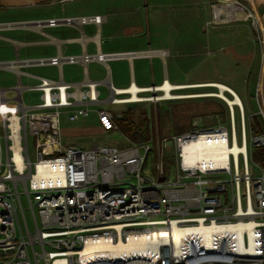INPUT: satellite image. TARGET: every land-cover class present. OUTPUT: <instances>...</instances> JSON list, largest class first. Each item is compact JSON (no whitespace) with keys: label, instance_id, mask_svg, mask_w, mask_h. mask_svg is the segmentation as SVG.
Returning a JSON list of instances; mask_svg holds the SVG:
<instances>
[{"label":"built area","instance_id":"1","mask_svg":"<svg viewBox=\"0 0 264 264\" xmlns=\"http://www.w3.org/2000/svg\"><path fill=\"white\" fill-rule=\"evenodd\" d=\"M211 7L212 20L208 22L244 19L254 28L259 26L258 13L237 0H216ZM100 20V15L65 19L80 24ZM57 22L46 21L48 25ZM134 54L138 52L97 51L16 56L0 62L15 74L14 84L0 85V264H231L234 257L254 254L215 249L212 256L193 236H184L177 244L168 239L158 241L156 251L143 256L118 251L115 246L132 235L147 237L160 228L170 232L175 227L238 221H252L256 256L264 253V169L252 175L248 161L253 148L264 147V86L255 88L253 113L246 115L242 105L231 106L225 100L228 122L218 119L206 124L204 120L212 118L211 114L192 117L186 130L157 139L158 160L151 176L150 169L143 167L151 149L149 141H129L121 147L93 142L86 148L64 144L60 138L62 117L76 121L88 116L91 107H96L102 130L118 128L117 115L102 105L126 103L120 99L128 93L119 92L106 79L108 95L99 99L96 80L71 83L61 76L55 79L24 69L62 62H103ZM28 137L33 140V160ZM168 138L174 142L176 176L167 179L160 144L164 146ZM209 139L230 147L236 142L244 149L236 154L229 151L225 164L194 161L190 145ZM223 173L228 174L227 179L212 180ZM242 242L246 247L250 243L246 231ZM245 264L261 262L252 259Z\"/></svg>","mask_w":264,"mask_h":264},{"label":"crops","instance_id":"2","mask_svg":"<svg viewBox=\"0 0 264 264\" xmlns=\"http://www.w3.org/2000/svg\"><path fill=\"white\" fill-rule=\"evenodd\" d=\"M214 1L216 0H0V39L13 44V54H9L3 61L12 60L16 56L22 59L90 54L97 51H136L138 54L109 58L103 62L91 60L85 64L76 61L62 62L59 66L47 65L52 66V70L44 76L55 79L61 76L64 81L71 83H80L85 79L96 80L99 96L102 90H108L106 79L116 88H125L131 84L139 88L153 87L161 85L166 79L172 83L185 84L219 81L232 88L239 98L242 89L247 87L245 81L250 77L253 97L256 86H264V0H237L242 6L253 8L258 13L257 28L244 19L208 22L212 20L211 3ZM86 15H100L101 20L98 23L81 24L65 21L66 18ZM48 19H56L58 22L48 25ZM20 29L39 33L44 37L17 39L1 32ZM181 40L189 48L187 55L194 58L190 59L194 66H211V69L218 70L229 68L233 76L226 78L227 81H182L174 74L169 75L166 68L161 70V62L165 63L167 56L171 57L172 73L179 69L175 51ZM30 45H40L44 47L40 48L44 52L40 56H22V52L26 54ZM227 46L232 52L226 57L223 50ZM207 47L218 52L208 53L205 50ZM146 64L151 66V73L147 78L141 71ZM64 65L67 74L64 72ZM101 68H104V76H101ZM122 68L127 69L128 75L126 72L121 74ZM237 71H240V75L235 74ZM94 123L98 125L97 120ZM98 127L101 129L99 125Z\"/></svg>","mask_w":264,"mask_h":264},{"label":"rangeland","instance_id":"3","mask_svg":"<svg viewBox=\"0 0 264 264\" xmlns=\"http://www.w3.org/2000/svg\"><path fill=\"white\" fill-rule=\"evenodd\" d=\"M4 34L14 36L17 39L22 38H31L34 37H44L39 33L29 32L28 30H10V31H1ZM40 48H44L40 45H30L28 46L27 53L24 54L22 52V56H40L42 51ZM206 52L208 53H216L218 51L207 47ZM189 48L186 47L185 41L181 40L177 44V50L175 51L176 62L179 65V69L173 71L170 66V56L166 57L165 63L161 62L160 69L163 70L166 68L168 70L169 75L174 74L179 80L188 81L193 79H217L227 81L226 78H230L233 76V72L230 71L229 68H225L223 70L211 69V66H207V68L201 66H194V63H191L190 59H194L187 55ZM232 49L230 47H225L223 53L226 55L231 53ZM9 54H13V44L10 41L0 39V61L6 60ZM199 56V55H198ZM200 57V56H199ZM226 60V57L223 56ZM197 58V57H196ZM186 60L188 62H186ZM191 64V65H190ZM136 66V63H135ZM226 67V66H225ZM64 72L66 73V65H64ZM150 64H146L142 71L144 76L147 78L150 76L151 70ZM210 68V69H209ZM28 70L31 72H35L38 74L46 75L49 71L52 70V66L42 65L36 67H29ZM105 68V73H106ZM137 70V69H136ZM160 70V71H161ZM101 76H104V68L100 69ZM121 74L124 75L127 69L122 68L120 70ZM240 75V71H237L235 74ZM67 74V73H66ZM128 75V74H127ZM172 76V75H171ZM251 76V75H250ZM23 81L25 79L23 78ZM15 82V74L12 70L0 68V85H12ZM185 84V83H184ZM246 88L242 89L240 94V100L244 107V112L246 115L249 113H253L256 110V105L254 98L252 97L253 89L252 78H248L245 81ZM208 86V85H202ZM191 87V86H186ZM195 87V86H194ZM217 91L215 86L213 87H199L197 88H177L173 90V92L177 93H190V92H210ZM160 91H145L140 93L143 96H153L154 94H158ZM229 93V92H228ZM227 91L225 94L228 97H231ZM231 94V93H230ZM108 95L107 91L102 90L99 99H104ZM103 108L111 110L117 117L116 122L118 124V128L113 130H101L94 121L96 120V115L94 113V109L96 107H91L93 111H90L89 115L86 117H81L76 121H68L62 117L61 125H60V138L64 144H77L82 145L84 147H90L93 142L94 143H107L113 144L116 146H125L129 144V141L133 142H141L140 139V130L136 129L134 132V137L131 136V131H126L124 126V118L130 116L136 122L146 121L149 132V141L151 143V149L147 154L145 163L143 167H148L150 169V175L153 176L155 174L154 164L158 160L157 156V139L162 137H170L178 132L186 130L190 125V120L192 117H200L212 115V118L205 119L204 122L206 124H210L216 122L218 119H222L227 121L228 115V106L225 100L222 97L216 95H200V96H191V97H175L169 99H147V100H139V101H131L126 103H111L105 102L102 105ZM238 107L234 106V116L236 129L238 131L239 123H238ZM247 119L245 117L246 124V132L248 135V127H247ZM256 121V120H255ZM257 125L258 122L256 121ZM28 150L30 159L33 160L35 158L34 148H33V140L28 137ZM161 150V162L164 170V177L170 178L176 176V158H175V150H174V142L171 138H168L166 144L163 146L160 144ZM248 161L250 163V169L252 175H258L260 173V169H264V166L261 165L257 158V148H253L251 150V156L248 155ZM256 165H255V164ZM228 174H216L212 176V180L227 179Z\"/></svg>","mask_w":264,"mask_h":264},{"label":"bare ground","instance_id":"4","mask_svg":"<svg viewBox=\"0 0 264 264\" xmlns=\"http://www.w3.org/2000/svg\"><path fill=\"white\" fill-rule=\"evenodd\" d=\"M215 86L217 91H210L207 93L204 92H191V93H177L173 92V89L183 88L186 86ZM119 88V87H118ZM151 90L154 92L160 91L158 94L153 96H143L136 91H147ZM225 91L229 92L228 94L231 97H228L225 94ZM119 92H126L128 95L123 96L120 101L131 102L147 99H169L175 97H188V96H200V95H216L222 97L226 100L231 106L233 104H240L242 102L238 94L226 84L219 81H208L202 83H193V84H184V83H172L169 80L163 81L161 85H155L153 87H144L139 88L135 84H131L125 88H119ZM231 93V94H230ZM243 106V105H242ZM243 147H240L236 142L233 143L232 147L227 145L225 142L209 139L204 142H198L190 145L188 150L194 161H211L217 165L225 164L228 159V152L232 151L237 153L240 150H243ZM246 231L249 237V245L243 246L242 234ZM255 229L253 227L252 221H238L235 224H224L217 225L214 223L204 225H193L186 228H173L172 231H167L166 229L160 228L157 231H150V234L146 236H134L132 235L127 239V241H120L117 243L115 248L118 251H123L126 253H134L137 255H146L148 253H154L156 251L155 243L158 241H165L168 239L170 242L175 244L179 243L184 236H193L197 241L202 244L207 249V253L214 256V253H211L215 249L220 250L221 252H226V250H237L240 252L251 253L254 255L244 254L239 257H234L231 264H245L249 263L252 259H257L264 264V253L257 255V243ZM178 248H174V252H178ZM180 253V252H178ZM225 257V255L223 254ZM227 257V256H226Z\"/></svg>","mask_w":264,"mask_h":264},{"label":"trees","instance_id":"5","mask_svg":"<svg viewBox=\"0 0 264 264\" xmlns=\"http://www.w3.org/2000/svg\"><path fill=\"white\" fill-rule=\"evenodd\" d=\"M120 118V117H117ZM124 126L126 131H131L132 138L135 136L134 132L136 129L140 130V139L141 141H147L149 139V132H148V126L146 121L136 122L134 119H132L130 116H127V118H124ZM117 123V122H116ZM118 126V124H117ZM257 158L262 166H264V147H258L257 148Z\"/></svg>","mask_w":264,"mask_h":264},{"label":"water","instance_id":"6","mask_svg":"<svg viewBox=\"0 0 264 264\" xmlns=\"http://www.w3.org/2000/svg\"><path fill=\"white\" fill-rule=\"evenodd\" d=\"M32 22H36V21H32Z\"/></svg>","mask_w":264,"mask_h":264}]
</instances>
